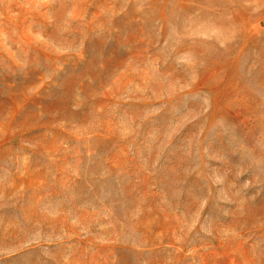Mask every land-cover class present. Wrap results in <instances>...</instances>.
Returning <instances> with one entry per match:
<instances>
[{"label":"rangeland","instance_id":"rangeland-1","mask_svg":"<svg viewBox=\"0 0 264 264\" xmlns=\"http://www.w3.org/2000/svg\"><path fill=\"white\" fill-rule=\"evenodd\" d=\"M0 264H264V0H0Z\"/></svg>","mask_w":264,"mask_h":264}]
</instances>
